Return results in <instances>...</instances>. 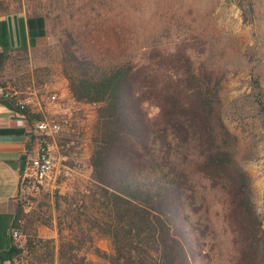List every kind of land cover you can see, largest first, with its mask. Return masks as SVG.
I'll return each mask as SVG.
<instances>
[{
  "label": "trees",
  "instance_id": "16d2710c",
  "mask_svg": "<svg viewBox=\"0 0 264 264\" xmlns=\"http://www.w3.org/2000/svg\"><path fill=\"white\" fill-rule=\"evenodd\" d=\"M202 49L178 42L150 48L142 61L99 62L81 51L72 33L61 42V70L72 97L96 106L89 159V199L96 214L71 215V221L81 225L84 215L89 230L110 240L107 264H204L207 237L219 256V218L228 235L223 261L264 264V228L250 178L235 158L237 137L222 118L220 82L194 65L193 53ZM12 58L0 51V85L8 82L4 69ZM258 102L264 113V101ZM0 105L30 123L41 120L29 109L19 110L16 98H0ZM29 180L23 177L21 188ZM28 206L18 201L12 224L25 242L12 238L0 252V264H16L24 253L29 264L54 256L53 244L42 257L36 237L29 238L38 217ZM188 209L206 224L194 228ZM79 249L60 243L59 264H73Z\"/></svg>",
  "mask_w": 264,
  "mask_h": 264
},
{
  "label": "rangeland",
  "instance_id": "374dc122",
  "mask_svg": "<svg viewBox=\"0 0 264 264\" xmlns=\"http://www.w3.org/2000/svg\"><path fill=\"white\" fill-rule=\"evenodd\" d=\"M0 4V13L40 15L47 23L45 42L13 55L5 66L6 85L23 92L20 99L33 88H42L48 96L51 85L65 79L61 42L67 32L83 53L99 62L142 61L150 48H172L178 42L202 45L201 53H193L195 68L220 82L222 118L237 137L235 158L250 178L252 201L264 228V113L258 102L264 101V0H0ZM42 117L60 120L62 131L53 144L52 174L43 182L26 181L20 191L18 201H25L30 205L27 211L38 217L29 238L36 237L42 257L47 244L55 246L54 256L46 255L42 264H59L60 243L80 246L73 264H107L110 240L85 223L86 216L96 214L89 199L96 106L86 104L55 117L45 110ZM81 213L86 214L80 215L82 224L73 223L71 215ZM187 214L194 228L206 224L202 215L189 209ZM219 219L215 242L219 256L210 250L207 237L204 264H226L228 235ZM78 239L84 241L76 243ZM15 241L22 245L25 236L19 232ZM16 264H29L25 253Z\"/></svg>",
  "mask_w": 264,
  "mask_h": 264
},
{
  "label": "crops",
  "instance_id": "0c3cea01",
  "mask_svg": "<svg viewBox=\"0 0 264 264\" xmlns=\"http://www.w3.org/2000/svg\"><path fill=\"white\" fill-rule=\"evenodd\" d=\"M46 36L47 23L43 17L29 16L24 12L0 13L1 52L15 55L22 50L30 51L45 42ZM43 87L45 89L46 85ZM42 90L33 88L26 93L25 98L28 109L37 116L42 117L47 110L55 117L86 105L74 100L64 78L51 85L52 92L49 95H58L55 104L47 103V95H43ZM45 104L50 108L46 109L43 106ZM33 146L31 123L25 117L0 105V252L7 250L12 241V224L22 178L25 176L26 162L22 174H19L20 156L25 153L27 161Z\"/></svg>",
  "mask_w": 264,
  "mask_h": 264
},
{
  "label": "built area",
  "instance_id": "2783aa9c",
  "mask_svg": "<svg viewBox=\"0 0 264 264\" xmlns=\"http://www.w3.org/2000/svg\"><path fill=\"white\" fill-rule=\"evenodd\" d=\"M21 93L23 92L18 91L10 84L0 85V98L6 100L16 98L19 110L25 111L28 109V102L25 98H19ZM46 100L49 104H55L58 101V95H48ZM61 131L62 124L60 120L55 118L36 120L31 123L34 146L25 164V178H31L38 182H43L49 178L55 162V156L52 152L53 144ZM11 237L17 238L18 232L12 230Z\"/></svg>",
  "mask_w": 264,
  "mask_h": 264
},
{
  "label": "water",
  "instance_id": "95a60500",
  "mask_svg": "<svg viewBox=\"0 0 264 264\" xmlns=\"http://www.w3.org/2000/svg\"><path fill=\"white\" fill-rule=\"evenodd\" d=\"M27 149H28V147H27ZM25 162H26V154L24 153L20 156V164H19V169H20L19 174L20 175L23 172V167H24Z\"/></svg>",
  "mask_w": 264,
  "mask_h": 264
}]
</instances>
